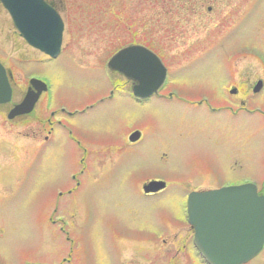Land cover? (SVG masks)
I'll list each match as a JSON object with an SVG mask.
<instances>
[{"label":"rangeland","instance_id":"obj_1","mask_svg":"<svg viewBox=\"0 0 264 264\" xmlns=\"http://www.w3.org/2000/svg\"><path fill=\"white\" fill-rule=\"evenodd\" d=\"M60 6L64 51L44 63L0 1V60L15 86L0 105V264H204L185 219L188 192L220 177L221 188L264 187V87L254 92L264 80V0ZM129 43L163 57L179 96L141 104L125 90L131 83L106 66ZM32 75L50 84L45 120L41 111L9 118ZM134 130L146 134L141 145L127 138ZM154 174L172 184L146 197L141 177ZM247 264H264V250Z\"/></svg>","mask_w":264,"mask_h":264},{"label":"water","instance_id":"obj_2","mask_svg":"<svg viewBox=\"0 0 264 264\" xmlns=\"http://www.w3.org/2000/svg\"><path fill=\"white\" fill-rule=\"evenodd\" d=\"M16 25L34 46L57 57L61 52L64 22L45 0H2ZM114 71L134 79L135 93L143 94L145 81L157 89L164 80L166 68L161 58L141 45L119 51L110 61ZM263 87L259 81L255 88ZM232 92L236 93L237 89ZM38 95L28 93L25 100L9 114L10 118L33 110ZM12 99V89L4 66L0 63V103ZM140 132L131 138L138 139ZM161 187V186H159ZM163 187V185H162ZM151 188L146 187L149 191ZM190 221L196 228V244L210 264H243L264 248V197L256 186L245 184L221 190L196 192L190 197Z\"/></svg>","mask_w":264,"mask_h":264},{"label":"flooded vegetation","instance_id":"obj_3","mask_svg":"<svg viewBox=\"0 0 264 264\" xmlns=\"http://www.w3.org/2000/svg\"><path fill=\"white\" fill-rule=\"evenodd\" d=\"M49 2H51V3H53L60 11L61 10H63L64 9V4H63V6H60V2H61V0H48ZM48 61H51V59L50 60H47V62ZM117 74V73H116ZM121 77H123V78H125L126 80H127V83L129 82V83H131V86H129V87H127L125 90L126 91H128V92H130L131 91V93L133 94V92H132V89H133V81L131 82V81H129L125 76H123V75H121ZM10 78H11V83H12V85H13V88H14V90H15V86H14V81H13V79H14V77H13V74H12V72H10ZM169 81H167V83H168ZM167 83H165L159 90H158V92L157 93H155L154 95H152V96H150V97H148V98H139V97H136V96H134V99L135 100H137L139 103H141V104H147L148 102H151V100H153V99H155L156 97L157 98H161V99H163V98H166V94H168L169 95V98H172V99H174L173 97H177V96H174V92H173V90H179L177 87H172V86H168V84ZM24 85H25V90H27V89H30V90H32V91H34L35 90V87L34 86H31V83H30V81H28V82H25L24 83ZM23 92V91H22ZM46 93L47 92H44V93H42L41 94V96H40V98H39V100H38V102H37V104H36V106H35V109H34V111L31 113V114H40L41 115V113H40V111L43 113L42 115L43 116H41L42 118H41V120H45V115L48 113V108H47V106H46V103L44 104L43 103V109H40L39 108V106L41 105V103L42 102H45V100H46ZM24 96H25V92H24V94H23V96L21 97V99H23L24 98ZM104 97H106V96H103L102 97V99L104 98ZM115 97V92H114V89H112L111 91H110V97L109 98H111V99H113ZM107 98V97H106ZM205 101V100H204ZM203 101V102H204ZM206 103L205 104H208L209 103V99H206ZM208 106H209V104H208ZM36 110H37V112H36ZM52 113H55V111H53ZM77 113H81V112H77ZM76 113V114H77ZM73 114V113H72ZM71 114V115H72ZM30 115V114H29ZM74 115V114H73ZM60 122V124L62 123L63 124V128L65 129V130H67L68 132H69V135H70V137L73 139V140H75L76 142H77V144H78V146H79V148L85 153V155H90L91 154V144L89 145V144H87L86 142H85V140H81V139H79L78 138V135L76 136L75 134H74V128H72V127H69V126H67L66 124H64L63 122H62V120H60L59 121ZM52 128L55 130V128L52 126ZM51 128V129H52ZM53 129H52V132H53ZM51 133V132H50ZM128 139H129V136L127 137ZM46 139L48 140L49 139V137H46ZM147 139V137H146V134L145 133H143L142 132V135H141V137H140V139L138 140V141H136V142H131V141H129V142H131V144L132 145H141L145 140ZM129 144V143H128ZM84 159H86V156H85V158ZM86 168V167H85ZM87 168H88V170L90 169L89 168V164L87 163ZM82 172H87L86 171V169L85 170H83ZM220 177V175H218V177L217 178H219ZM141 189L143 190V195L144 196H146V197H151V196H157V195H159V194H162L163 192H165L166 190H168L169 189V187H170V185L172 184L171 182H169L168 181V179L166 178V177H164V176H161V175H155L154 174V176H142L141 177ZM161 180H163V181H165L166 182V187L164 188V189H160V190H158V191H151V192H145L144 191V186L147 184V183H149V182H151V181H161ZM220 181H221V177L219 178V179H217L216 181H214V179L211 181V182H208L207 180H205V179H203V181H200L199 183H201V182H208V184H211V185H213L214 184V186L215 187H213V186H211V187H208V188H194L193 190H190L189 192H188V195H189V193H191V192H193V191H204V190H210V189H215V188H218L219 187V184H220ZM257 182V181H256ZM198 183V184H199ZM80 184V182H78V185ZM257 184H258V186H259V190H260V193L262 194V195H264V187H262L260 184H259V182H257ZM195 185H197V184H195ZM187 200H188V198L186 199V204H187ZM186 223H187V225L191 228V230H192V235H191V237H190V241H191V244L193 245V249H194V251L199 255V253H198V250L196 249V247H195V244H194V235H195V231H194V228L188 223V221H187V216H186ZM54 222H57L56 220H54ZM150 240V242H154L155 241V237L154 238H151V239H149ZM205 264V263H204Z\"/></svg>","mask_w":264,"mask_h":264}]
</instances>
